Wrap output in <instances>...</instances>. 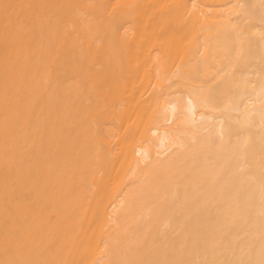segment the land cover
I'll return each mask as SVG.
<instances>
[{"label":"bare ground","instance_id":"6f19581e","mask_svg":"<svg viewBox=\"0 0 264 264\" xmlns=\"http://www.w3.org/2000/svg\"><path fill=\"white\" fill-rule=\"evenodd\" d=\"M0 264H264V0H0Z\"/></svg>","mask_w":264,"mask_h":264}]
</instances>
